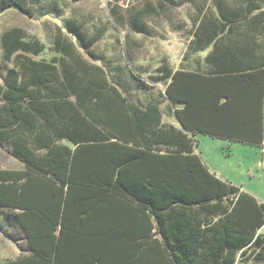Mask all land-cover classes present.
I'll use <instances>...</instances> for the list:
<instances>
[{"label":"trees","instance_id":"1","mask_svg":"<svg viewBox=\"0 0 264 264\" xmlns=\"http://www.w3.org/2000/svg\"><path fill=\"white\" fill-rule=\"evenodd\" d=\"M208 3L183 57L196 70L174 72L165 57L151 81L126 57L111 79L60 28L50 59L24 29L1 34L0 146L23 169H0V209L26 241L6 264H264V202L213 173L196 139L264 146V0ZM13 8L37 10L0 0V15ZM152 11H127L135 32ZM127 75L145 100L124 89ZM167 101L182 106L179 128L163 124Z\"/></svg>","mask_w":264,"mask_h":264},{"label":"rangeland","instance_id":"2","mask_svg":"<svg viewBox=\"0 0 264 264\" xmlns=\"http://www.w3.org/2000/svg\"><path fill=\"white\" fill-rule=\"evenodd\" d=\"M37 7L33 16L18 9L6 10L0 15V62H4L1 34L10 28L20 27L29 37H35L47 46L46 52L38 57L50 59L57 28L72 40L77 35L89 43L88 49L81 48L85 58L105 68L111 79L119 77V67L124 57L138 74L150 80L155 73L157 61L168 57L176 59L188 46L191 38L192 17L198 12L197 5L204 0H29ZM182 1V4L178 2ZM208 4L211 3V0ZM150 5L154 12L143 23L146 32H135L128 19V10L136 12ZM127 18L125 23L112 14ZM78 37V36H77ZM149 70L143 74L144 70ZM5 69L0 72V82ZM124 89L131 84L130 94L145 100L148 94L134 88L130 78L120 80ZM162 88V87H160ZM159 88V89H160ZM158 89V91H159ZM156 92V90H155ZM209 169L224 181L237 185L264 201V153L263 148L227 140H213L207 151L200 150ZM208 162L206 161V159ZM0 169H23L22 163L14 158L6 148L0 146ZM10 211L0 209V264L15 260L24 254L26 241L16 224L9 220ZM7 219V220H6ZM237 264H263L250 260H239Z\"/></svg>","mask_w":264,"mask_h":264},{"label":"crops","instance_id":"3","mask_svg":"<svg viewBox=\"0 0 264 264\" xmlns=\"http://www.w3.org/2000/svg\"><path fill=\"white\" fill-rule=\"evenodd\" d=\"M211 2H212V0H211ZM212 6H213V9L216 10L217 7H215L213 4H212ZM189 42H190V40L188 41V44H189ZM212 50H213V45L208 46L207 48H205V50L203 52H200L199 56L202 59L201 60L202 61L201 64L204 65V69L203 70H205V71L208 69L209 66H208V64L203 63V61H204V58L210 52H212ZM186 51H187V47L185 48L183 53L180 56H178V58H176V59H171L170 60V58L167 57L169 59L170 63H171V66H172V69H173L174 72L182 71V70H189V71L196 70L195 69L196 66H194L192 64H189L190 63L189 60H187V61L183 60V57H184ZM158 86L159 87H163L160 84ZM143 104L146 105L147 103H143ZM161 109H162V113H163V124L172 125V126L177 127V128L181 127L180 122L178 121V119L175 116L176 109H182L181 105L174 106L171 102L167 101V102H163L161 104ZM196 139H197V152L200 155H201L200 150L207 151L210 148L213 140H216V139L210 138L208 136H204V135H198L196 137ZM263 153H264V146H263ZM201 157H202V155H201ZM205 159L208 162L207 158H205ZM260 196L264 198V196H262V195H260ZM260 201L264 202L263 200H260ZM262 233H264V228L262 229Z\"/></svg>","mask_w":264,"mask_h":264}]
</instances>
